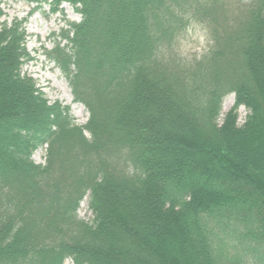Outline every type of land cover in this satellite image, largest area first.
<instances>
[{
    "label": "trees",
    "instance_id": "16d2710c",
    "mask_svg": "<svg viewBox=\"0 0 264 264\" xmlns=\"http://www.w3.org/2000/svg\"><path fill=\"white\" fill-rule=\"evenodd\" d=\"M31 1L80 15L47 56L88 119L47 103L0 22V264H264V0Z\"/></svg>",
    "mask_w": 264,
    "mask_h": 264
},
{
    "label": "rangeland",
    "instance_id": "374dc122",
    "mask_svg": "<svg viewBox=\"0 0 264 264\" xmlns=\"http://www.w3.org/2000/svg\"><path fill=\"white\" fill-rule=\"evenodd\" d=\"M244 3H247L244 0ZM35 1L31 0H0V22L8 26L20 23L24 28V47L29 55L22 67L21 74L32 78L34 87L47 100V103H59L70 109V115L75 124L83 125L88 119L87 109L80 103H75L70 87L59 67L47 56L67 22H78L80 15L68 4H62L52 10L48 2H44L41 10H36ZM52 34V36H50ZM207 31L204 27L193 25L181 37L179 49L191 57L198 55L207 47ZM234 102V95L228 94L221 103V114L229 110ZM238 123L241 124L248 114V110L241 106L237 110ZM35 164L45 165V146L36 149L32 156ZM90 193L86 192L77 209L80 219L90 222L92 213L89 209ZM65 264H72L66 261Z\"/></svg>",
    "mask_w": 264,
    "mask_h": 264
}]
</instances>
